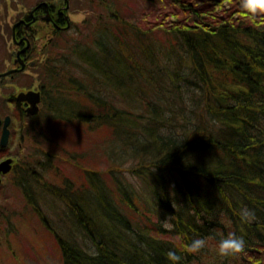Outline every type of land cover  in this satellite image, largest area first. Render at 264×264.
Here are the masks:
<instances>
[{"label": "trees", "instance_id": "16d2710c", "mask_svg": "<svg viewBox=\"0 0 264 264\" xmlns=\"http://www.w3.org/2000/svg\"><path fill=\"white\" fill-rule=\"evenodd\" d=\"M140 1L89 0L44 50L39 113L9 112L23 210L0 209V226L10 238L35 215L62 264H170L169 250L180 264H264V17L246 19L240 0ZM59 124L95 134L107 168L62 146ZM230 232L246 248L226 259L216 244ZM197 238L205 248L188 253Z\"/></svg>", "mask_w": 264, "mask_h": 264}, {"label": "flooded vegetation", "instance_id": "af4514ba", "mask_svg": "<svg viewBox=\"0 0 264 264\" xmlns=\"http://www.w3.org/2000/svg\"><path fill=\"white\" fill-rule=\"evenodd\" d=\"M85 1L88 0H38L30 7L18 4L12 15L8 7L5 15L0 14V75L15 71L8 76L0 77V140L5 119L7 117L12 119L9 112L25 113L28 119L39 113L43 103V92L38 82L34 81L35 75L32 70L39 66L44 50L48 48L56 34L73 28L71 16L82 7L79 4H84ZM24 78L33 81L21 85V79ZM27 92L40 94L39 111L34 116L27 114L29 104L17 102L18 94ZM10 131L12 133V129ZM19 146L21 147V144ZM10 158L14 159L15 167L17 159L13 153L0 148V164ZM14 167L10 174L2 176L0 189L14 173Z\"/></svg>", "mask_w": 264, "mask_h": 264}, {"label": "rangeland", "instance_id": "374dc122", "mask_svg": "<svg viewBox=\"0 0 264 264\" xmlns=\"http://www.w3.org/2000/svg\"><path fill=\"white\" fill-rule=\"evenodd\" d=\"M131 1V5L137 2L136 8L138 10L144 7V4H142L140 0ZM37 2L38 0H0V14L5 15L6 9L9 7V13L12 15V11L17 10L18 4L30 7ZM79 5L82 6L80 10L74 11L71 16V20L74 23H80L87 16L91 15V12L88 10L90 5L89 0ZM149 8L148 5V9ZM18 9L21 8L18 7ZM132 9H134V7H132ZM34 71L33 69L32 73ZM31 81L33 80L24 78L21 79L20 84L27 85L31 83ZM16 92L18 93V90H16ZM54 129L58 134L61 130H66L70 136H73L70 131L74 132V136L77 140L73 139L70 143L68 142L69 135L67 137H58L62 146L75 148L79 145V149L87 150L86 158H88L89 164L93 162L92 165L102 170L107 168V158L102 154V150L100 149L98 151L97 148L93 146V143L98 141L95 134L86 133V129L65 127L60 126V124L56 125ZM12 132H14V130H12ZM21 141L23 145H25L24 140H21V137L19 139V135L13 134L11 139L12 145L9 148L10 152L17 150ZM13 186L14 183L11 176L3 183V188L0 189V209H7L5 212H8L10 217H13L14 214L20 213L23 210L22 200L14 195ZM21 217L22 218H18V221L15 222L17 226L16 234L10 238H8V235H5L8 233L9 226H0V264H62V255L59 247H57V241L49 234V230L43 225L39 218L30 213Z\"/></svg>", "mask_w": 264, "mask_h": 264}, {"label": "clouds", "instance_id": "9594fccd", "mask_svg": "<svg viewBox=\"0 0 264 264\" xmlns=\"http://www.w3.org/2000/svg\"><path fill=\"white\" fill-rule=\"evenodd\" d=\"M241 14L249 20H256L258 17H264V0H240ZM187 102V101H186ZM162 135H166L165 129L160 130ZM239 217L242 223H251L255 219V213L253 210L242 207L239 211ZM172 217L166 218L161 222V226L171 231L173 224L170 222ZM208 238L194 239L189 245L185 246V250L188 253L196 254L205 248ZM246 248V242L243 236H238L234 232H230L227 235H222L217 244V253L222 258L237 257L241 253H244ZM167 259L170 264H180L181 257L176 254L175 251L169 250L167 252ZM256 264H262L260 260H257Z\"/></svg>", "mask_w": 264, "mask_h": 264}, {"label": "water", "instance_id": "95a60500", "mask_svg": "<svg viewBox=\"0 0 264 264\" xmlns=\"http://www.w3.org/2000/svg\"><path fill=\"white\" fill-rule=\"evenodd\" d=\"M49 20V19H48ZM68 27H70V22H68ZM15 71H11L5 74L0 75V77H5L12 74ZM17 102L19 104L27 103L29 104V108L27 109L28 115H36L39 111V104L41 102L40 94L27 92V93H20L17 96ZM11 117H7L4 121V126L2 130L1 140H0V148L2 150H6L9 147L11 131L9 129L11 125ZM14 160L12 158L2 162L0 164V185L2 184V176L8 175L13 169Z\"/></svg>", "mask_w": 264, "mask_h": 264}]
</instances>
